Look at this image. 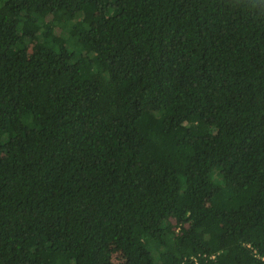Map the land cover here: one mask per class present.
Segmentation results:
<instances>
[{
	"label": "trees",
	"instance_id": "trees-1",
	"mask_svg": "<svg viewBox=\"0 0 264 264\" xmlns=\"http://www.w3.org/2000/svg\"><path fill=\"white\" fill-rule=\"evenodd\" d=\"M0 264H264V0H0Z\"/></svg>",
	"mask_w": 264,
	"mask_h": 264
},
{
	"label": "rangeland",
	"instance_id": "rangeland-1",
	"mask_svg": "<svg viewBox=\"0 0 264 264\" xmlns=\"http://www.w3.org/2000/svg\"><path fill=\"white\" fill-rule=\"evenodd\" d=\"M118 251L115 249L114 245H110V253L112 257V261L115 263L121 262L123 260V257L117 253Z\"/></svg>",
	"mask_w": 264,
	"mask_h": 264
}]
</instances>
